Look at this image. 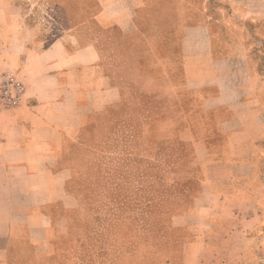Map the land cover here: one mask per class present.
Returning a JSON list of instances; mask_svg holds the SVG:
<instances>
[{
    "label": "crops",
    "instance_id": "1",
    "mask_svg": "<svg viewBox=\"0 0 264 264\" xmlns=\"http://www.w3.org/2000/svg\"><path fill=\"white\" fill-rule=\"evenodd\" d=\"M209 1L175 0V29L158 39L145 34L142 17L149 15L153 26L165 16L156 24L165 26L166 6L99 0L97 11H67V30L48 41L31 13L0 0V83L12 71L26 85L19 105L0 109V264H10L16 241L29 242L36 257L53 254L59 228L81 206L67 189L74 171L65 144L97 113L120 105L132 79L157 88L150 108L162 96L167 114L194 101L218 113L229 145L223 159L207 165L200 197L171 216L165 264H264V0H220L215 21ZM189 13L200 17L189 23ZM78 15L85 19L73 21ZM217 21L226 27L214 28ZM139 54L150 55L160 74L139 66ZM115 57L117 77L109 65ZM173 75H183L184 87H173ZM142 94L134 96L135 108Z\"/></svg>",
    "mask_w": 264,
    "mask_h": 264
},
{
    "label": "rangeland",
    "instance_id": "2",
    "mask_svg": "<svg viewBox=\"0 0 264 264\" xmlns=\"http://www.w3.org/2000/svg\"><path fill=\"white\" fill-rule=\"evenodd\" d=\"M12 2L31 13V22L43 24L48 41L65 33L70 25L65 13L70 9L94 12L101 8L99 0ZM173 2L156 0V7L166 6L171 21L159 28L166 18L158 16L153 27L150 16L145 15V34L158 33L159 39L162 31L175 29L177 8ZM208 6L211 21H215L221 2L210 0ZM225 6L231 9L230 3ZM199 17L189 13L187 20L190 23ZM83 19L85 15L72 17L73 21ZM89 25L99 29L98 24ZM225 27L218 21L214 26ZM145 39L142 35L136 42ZM145 56L139 54L137 61L150 72L151 57ZM116 60L109 59L115 61L109 63L115 77ZM152 70L160 74L157 68ZM182 83L183 75H173L174 88L184 87ZM153 86L148 80L125 81L124 101L97 113L75 139L66 142L64 156L74 171L67 189L81 206L68 213L70 224L59 228L53 254L36 257L29 242L16 241L10 264H165L171 258V216L181 214L200 197L207 165L223 159L229 145L217 126L218 113L206 111L201 102L189 103L186 110L173 106L167 114L162 105L165 98L159 96L151 109L150 102L158 98L150 95L157 89ZM142 91L135 108L134 96ZM241 146L246 151L247 145ZM21 251L28 256L23 257Z\"/></svg>",
    "mask_w": 264,
    "mask_h": 264
},
{
    "label": "built area",
    "instance_id": "3",
    "mask_svg": "<svg viewBox=\"0 0 264 264\" xmlns=\"http://www.w3.org/2000/svg\"><path fill=\"white\" fill-rule=\"evenodd\" d=\"M26 92V85L19 74L6 71L0 83V109L10 110L20 104Z\"/></svg>",
    "mask_w": 264,
    "mask_h": 264
}]
</instances>
